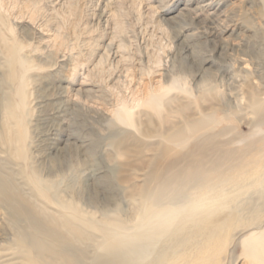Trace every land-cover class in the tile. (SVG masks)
I'll return each mask as SVG.
<instances>
[{"label": "rangeland", "instance_id": "obj_1", "mask_svg": "<svg viewBox=\"0 0 264 264\" xmlns=\"http://www.w3.org/2000/svg\"><path fill=\"white\" fill-rule=\"evenodd\" d=\"M199 2L200 9L189 10L191 20L169 18L180 5ZM261 9V0H0L1 176L29 197L40 217L55 220L60 210L75 209L83 220L80 232L70 223L59 229L90 258L102 250V233L88 222L131 224L135 186L144 185L151 169L185 162L197 142L172 143L167 136L213 105L209 157L222 151L226 174L245 162L256 173L213 192L210 217L235 227L226 229L204 264H264V228L259 238L246 239L249 229L264 225V104L253 106L264 101ZM214 18H222L227 31L220 34ZM11 46L15 78L9 75ZM208 89L213 98L200 99ZM113 128L123 130L119 138L108 137ZM67 132L71 141L60 151L65 176L55 175L56 199L46 200L25 172L53 176L51 145H62ZM167 143L170 150L158 155ZM252 216L257 221L248 224ZM17 236L0 198V264H31L14 245Z\"/></svg>", "mask_w": 264, "mask_h": 264}, {"label": "bare ground", "instance_id": "obj_2", "mask_svg": "<svg viewBox=\"0 0 264 264\" xmlns=\"http://www.w3.org/2000/svg\"><path fill=\"white\" fill-rule=\"evenodd\" d=\"M261 1V10L264 14V0ZM202 5L204 2L193 6L182 4L169 18L176 23H181L187 17L191 20L189 10L195 11ZM222 20V18H214L210 21L212 26L218 28L220 34L222 31H227L226 23H223ZM218 49H223V46L220 45ZM8 55L10 59L9 75L15 78L16 47L11 46ZM209 98H213L211 90L208 89L200 93V99ZM261 104H264V101L255 100L253 102L254 107ZM155 109H160L159 103L155 105ZM215 109L212 105L207 109H202L198 116H189L184 124L167 136V139L172 143H182L188 138H194L197 142L189 151L185 162L179 164L175 161L164 171L149 170L144 185L139 188L135 186V192H132L131 195L129 193L132 201L136 203L135 215L131 224L111 218H106L104 224L88 222V225L102 233L100 241L102 250L95 252L90 258H86L79 246L63 237L59 229L70 223L74 232H80L83 220L75 209L60 210V215L55 220L40 217V212L32 205L29 197L12 189L11 180L0 174V198L6 203L7 212L17 225L18 236L14 245L31 264H192V261L204 264L206 256L211 255L214 248L225 239L226 229L235 227L234 224L227 225L226 218L210 217L214 208L212 200L215 194L213 192H219L218 189L224 182L226 183L239 175H243L241 178L246 180L250 174L256 173V170L246 167L245 162L238 172L226 174L222 169L224 153L220 151L217 157L212 159L209 157L211 146L208 144L213 135L210 125L213 122L212 115ZM259 119H264V112L259 113ZM24 131L27 130L24 129ZM119 131L123 132L119 128L111 129L108 137L116 139L120 135ZM71 133H66L62 145H51L54 152L50 158L49 166L55 169L52 173L53 176L42 177L32 170L25 172V177L32 189L46 200L56 199L58 181L54 179L55 175H59L60 179L65 176L62 164L66 162V159L60 151L69 145ZM168 145L167 143L160 146L158 155L162 156L161 154L167 153L170 150ZM19 154L23 160H27L22 151ZM232 166L230 165L229 168ZM51 168L48 167L49 170ZM237 183L235 180L232 184ZM94 189L97 188L94 187ZM94 189L92 188V191ZM224 189L221 188L223 191ZM216 194L215 198H223L222 193ZM106 211L108 212V210ZM106 211L103 212L104 215L107 214ZM101 218L103 219V217ZM19 220L23 221L26 226H20ZM255 221H257V217L252 216L248 224H254ZM262 226L261 229H249L246 239L251 236L259 238L263 232L264 225ZM246 239H243L245 246L251 248L252 244L245 242ZM191 248L194 253L190 252ZM13 252L15 253L16 250ZM187 254L188 256H186Z\"/></svg>", "mask_w": 264, "mask_h": 264}]
</instances>
